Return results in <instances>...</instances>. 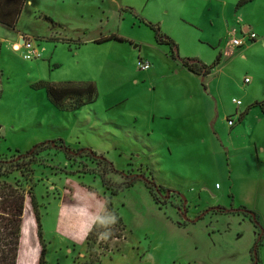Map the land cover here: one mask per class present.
I'll use <instances>...</instances> for the list:
<instances>
[{"label": "rangeland", "instance_id": "1", "mask_svg": "<svg viewBox=\"0 0 264 264\" xmlns=\"http://www.w3.org/2000/svg\"><path fill=\"white\" fill-rule=\"evenodd\" d=\"M32 1L21 25L41 38L23 36L13 51L0 49V158L59 139L82 155L68 161L63 151L41 153L35 194L43 264H264V113L257 106L238 121L264 99V0ZM148 23L175 41L181 58L209 65L221 53V62L205 77L193 74L155 42ZM243 25L257 36L236 47L232 28ZM111 33L123 40L94 42ZM140 59L150 67L138 69ZM40 80L93 82L98 97L60 110L45 88L34 87ZM100 157L119 170L107 176L114 186L124 173H142L162 192L152 196L137 181L112 197L98 177L109 167ZM167 188L180 191L186 206L178 210L179 197ZM103 195L115 215L106 223L119 225L123 236L107 248L95 242L90 254L86 235L106 212ZM217 206L251 210L260 226L242 214L207 210ZM35 234L27 199L19 264L40 250Z\"/></svg>", "mask_w": 264, "mask_h": 264}, {"label": "trees", "instance_id": "2", "mask_svg": "<svg viewBox=\"0 0 264 264\" xmlns=\"http://www.w3.org/2000/svg\"><path fill=\"white\" fill-rule=\"evenodd\" d=\"M24 2L25 0H19L16 14H19ZM243 2L244 0L242 1V3ZM50 21L53 26L52 28H54V26L60 27V24L54 23L52 20ZM148 24L154 33L155 42L159 45L167 46L170 57L173 60L180 62L182 67L186 68L193 74L205 77L209 75L211 70L221 62V53H219L216 56L215 60L209 65L202 63L201 61L194 58H181L178 55V46L175 41L165 33H163L158 25L152 23ZM110 40L122 41L123 39L121 37H118L116 33H111L109 35H105L95 39L94 42L102 43ZM34 87L45 88L49 102H51L56 108L65 111L77 110L87 104L93 103L98 97V90L93 82L56 83L46 80H40L39 82L34 84ZM257 106L260 107L262 113H264V99L261 101H255L250 104L248 108H246V110L239 112L238 121L241 122L244 116L248 114L249 109ZM226 121L229 126L233 125V120L229 116L226 117ZM229 122H231V124ZM58 142H60V145L58 144ZM49 150H53L56 153L59 151H63L65 155L64 158H66V160L68 161L74 160L77 156H82L79 154V151L72 150L69 146H66V144L61 139H59L36 144L30 150L24 153L19 152L12 158H0V264L18 263V256L22 243L23 215L27 199H29L32 205L33 217L36 225V234L40 245V253L38 256L37 264H43L45 262V243L43 240L41 212L39 207L40 204L38 203L35 194V187L37 185V182L42 179L41 177L35 178V176L36 174L41 172V168H45L44 163L40 158L43 154L42 152L48 153L50 152ZM89 153L94 160L95 153L92 150H89ZM101 161H105L108 164L107 166L109 167L107 169L101 166V169H99L98 172V177L102 186L110 191V195L112 197L123 191L125 188L133 186L137 181H143L144 185L148 188L152 196L154 195V191L157 193H161L163 190V186L161 184H157L155 180L145 176L142 173H124L123 175L126 179H124L120 184L114 186V184L110 183L111 180L107 176L109 172H115L119 170L115 167L113 162L105 159H102ZM83 172L86 173L88 172V170H84ZM216 185L219 184L216 183L215 187H217ZM165 190L173 192L179 197L180 203L177 208L178 210H180L181 205L184 204L183 194L174 188H167ZM103 201L106 205V212L103 213L101 217H97L86 235V242L90 254H96L95 250L92 248L95 242L103 241L104 243V241L107 242L108 240L111 241L113 239H120L123 236L122 229L119 230L118 228L119 225L115 227V225L106 223L109 217L111 215H114L112 207L113 204L110 196L106 197V195H103ZM185 206L181 209L180 212L182 216L187 212ZM212 209L217 210L220 213L232 212L236 214H242L244 217H248L254 223L260 226L258 214L246 208L226 209L225 207L217 206L211 207L207 210ZM203 215L204 213H202L199 218H201ZM199 218H196L195 220H198ZM186 221L188 222V219H186ZM186 221H179L177 223L180 226H185ZM190 222H194V220ZM262 238L263 231L260 227L258 231V237L255 240L253 246V253L255 256L257 247L262 244ZM108 245V242L104 243L103 248H107Z\"/></svg>", "mask_w": 264, "mask_h": 264}, {"label": "crops", "instance_id": "3", "mask_svg": "<svg viewBox=\"0 0 264 264\" xmlns=\"http://www.w3.org/2000/svg\"><path fill=\"white\" fill-rule=\"evenodd\" d=\"M32 3H33L32 0H25L21 11L19 12V14H16V9L18 7L19 0H0V49H2L3 44H5L7 47L9 45V48L13 51V46L15 44L19 43L23 36H31V37L40 36L39 34H33V35L27 34L26 31H24L22 29V25H21L22 21L24 20V16L27 12V8ZM239 28H240L239 30H237L236 28H232V31H234L236 37H239L237 35L238 31L240 32V35H242L246 32H253V31H250L249 26H247V25H243L242 27H239ZM40 38H41V36H40ZM249 82H250V80H249ZM233 102H235V100ZM249 111H251V110L249 109ZM215 188H220V186L215 187ZM71 215L72 214L67 215V216H69V218H71ZM62 221H65V220H63L61 218L59 222L62 223ZM60 223H59V225H60ZM34 225H35V221H34ZM86 227L87 226H84V232L85 233H86ZM58 230L60 231V229H58ZM35 233H36V225H35ZM35 235H36V239H37V234H35ZM70 237H72V236H70ZM23 240H24V237L22 236L21 247L24 245ZM37 241H38V239H37ZM38 244H39V242H38ZM20 250H21V248H20ZM19 253H20V251H19ZM39 253H40V250H38V253L36 256L31 257V263L30 264H37ZM19 258H20V254L18 256V262H19ZM17 264H19V263H17Z\"/></svg>", "mask_w": 264, "mask_h": 264}, {"label": "built area", "instance_id": "4", "mask_svg": "<svg viewBox=\"0 0 264 264\" xmlns=\"http://www.w3.org/2000/svg\"><path fill=\"white\" fill-rule=\"evenodd\" d=\"M256 34L254 32H246L244 34H242L240 37H235L232 39V44L236 47H241L243 45H245L248 41H253L254 39H256ZM31 44L30 43H26L25 44V50L28 48H30ZM30 51V50H29ZM24 58H29L30 59V55L28 54H24ZM138 69L140 70H144V69H148L150 67V63L148 61H144V60H139L137 63ZM238 104H240V101L237 102ZM231 124V122H229ZM217 187L219 185H216Z\"/></svg>", "mask_w": 264, "mask_h": 264}, {"label": "water", "instance_id": "5", "mask_svg": "<svg viewBox=\"0 0 264 264\" xmlns=\"http://www.w3.org/2000/svg\"><path fill=\"white\" fill-rule=\"evenodd\" d=\"M186 202H187V201H186V199H185V197H184V205L186 204ZM183 217L186 218V214H185V213H184Z\"/></svg>", "mask_w": 264, "mask_h": 264}, {"label": "flooded vegetation", "instance_id": "6", "mask_svg": "<svg viewBox=\"0 0 264 264\" xmlns=\"http://www.w3.org/2000/svg\"><path fill=\"white\" fill-rule=\"evenodd\" d=\"M201 214H202V213H201ZM201 214H199L198 217H196V218H199V216H201Z\"/></svg>", "mask_w": 264, "mask_h": 264}]
</instances>
